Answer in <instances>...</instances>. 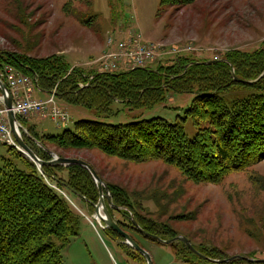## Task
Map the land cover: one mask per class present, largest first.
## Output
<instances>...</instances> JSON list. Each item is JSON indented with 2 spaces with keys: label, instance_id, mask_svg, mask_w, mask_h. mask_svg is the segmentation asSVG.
<instances>
[{
  "label": "rangeland",
  "instance_id": "rangeland-1",
  "mask_svg": "<svg viewBox=\"0 0 264 264\" xmlns=\"http://www.w3.org/2000/svg\"><path fill=\"white\" fill-rule=\"evenodd\" d=\"M90 2L89 7L74 3L65 12L64 0H0V53L12 52L33 59L62 54L66 64L96 72L95 67H87L86 63L97 58L109 34L123 37L127 31H135L146 42L179 49L191 47L195 59H212L231 49L254 50L264 40V0H196L184 7L165 5L160 9V0ZM159 61L168 64L164 59ZM32 79L36 85L35 77ZM33 95L36 97L37 92ZM193 97L169 93L163 102L151 108L131 110L112 103L108 116H97L89 110L69 106L55 96L70 118L67 124L57 127L50 120H37L36 130L43 133L23 128L21 136L23 141L24 136H33L34 145L27 139L24 142L34 154L43 149L52 158L58 156L56 147L50 142L39 143L37 139L47 134L61 135L78 120L118 124L135 118H162L179 123L190 140L196 130L184 112ZM20 123L24 126L26 121ZM17 147L0 144V165L2 159L18 167L22 160H29L18 144ZM64 154L88 163L104 183L122 188L132 203L131 214L150 220L159 231H169L161 236L162 240L186 238L197 252L213 260L236 255L264 259V161L232 173L218 184H198L161 161L134 164L106 157L97 150ZM57 176L66 178V172L60 171ZM44 180L66 197L68 205L80 217L78 235L60 253L62 264H145L139 253L122 243L120 236L93 219V211L82 202L85 200L69 195L54 180ZM119 209L113 213L114 219L130 224L134 217L129 211ZM125 231L147 252L152 264H216L191 252L181 242H152L139 233Z\"/></svg>",
  "mask_w": 264,
  "mask_h": 264
},
{
  "label": "trees",
  "instance_id": "trees-1",
  "mask_svg": "<svg viewBox=\"0 0 264 264\" xmlns=\"http://www.w3.org/2000/svg\"><path fill=\"white\" fill-rule=\"evenodd\" d=\"M195 1L160 0L158 9L184 7ZM74 3L91 4L90 0H64L63 10L69 12ZM191 54L166 58V65L158 61L144 68L100 73L70 66L62 54L33 59L4 52L0 53V69L8 65L34 76L38 91L54 90L60 101L97 116H108L112 103L129 110L151 108L169 93L192 94L184 112L196 130L190 140L179 123L162 118H135L118 124L81 119L61 135L47 134L37 140L54 145L59 157L74 150H97L134 164L161 161L195 183L218 184L230 174L264 161V75L259 78L264 71V40L254 50L231 49L212 59H195ZM32 137L23 138L34 145ZM35 155L41 161L51 159L43 149ZM7 161L2 159L0 165V264H62L60 253L78 235L80 217L44 178L56 181L69 195L82 196V202L93 211L98 191L91 176L77 165L43 166L40 174L29 160H22L21 167ZM60 171L66 172V178L57 176ZM105 184L111 202L131 214L132 203L123 189ZM131 215L147 233L160 239L169 233L159 231L139 214ZM238 261L264 264L238 259L226 264Z\"/></svg>",
  "mask_w": 264,
  "mask_h": 264
},
{
  "label": "built area",
  "instance_id": "built-area-1",
  "mask_svg": "<svg viewBox=\"0 0 264 264\" xmlns=\"http://www.w3.org/2000/svg\"><path fill=\"white\" fill-rule=\"evenodd\" d=\"M169 47L163 43L146 42L135 31H127L123 37L121 34L117 36L109 34L100 55L86 64H88L87 67H95L96 72L116 73L144 68L159 60L194 51L191 47L183 49H179L177 46ZM0 81L6 85L9 91L12 99L11 111L18 120L27 121L30 118L41 121L50 120L57 127L65 126L70 120L68 114L59 107L54 90L45 100H38L32 96L36 86L32 76L22 74L15 68L4 65L0 69ZM79 87L82 88L83 85L79 84ZM2 99L0 94V144L18 148L10 130L7 109H5Z\"/></svg>",
  "mask_w": 264,
  "mask_h": 264
},
{
  "label": "water",
  "instance_id": "water-1",
  "mask_svg": "<svg viewBox=\"0 0 264 264\" xmlns=\"http://www.w3.org/2000/svg\"><path fill=\"white\" fill-rule=\"evenodd\" d=\"M212 61H208L210 63ZM264 75V71L262 74L259 76L262 77ZM235 81H238L237 78L233 77ZM258 78V79H259ZM257 79V80H258ZM255 81H242L244 83H254ZM0 94L2 96L3 100V105L5 109H7V117L9 121V126L12 131L13 137L22 150V154H24L25 157H27L31 162H33L37 168L38 171H42L43 166H62V167H67L70 165H77L80 166L81 168L85 169L89 175L91 176L96 189L98 191V200L96 204H93V219L96 222H102L104 224V227L107 229L112 230L115 232L117 235H119L122 239L123 242L131 247L135 252L139 253L145 260L146 264H152L149 255L145 250H143L137 243L134 242V240L124 231L119 228L117 225V222L115 221L113 215H112V209L114 208L115 211H118L119 209L114 206L110 200V194L108 191V188L106 184L98 177L96 174L95 170L86 162L80 160V159H75V158H67V157H59L54 155L49 161H41L31 150L30 148L24 143L22 136H21V130H23V126L18 122L17 118L15 117L14 113L11 111V96L9 94V91L6 87V85L0 81ZM78 197L84 199L82 196L77 195ZM133 227L136 228L141 234L144 236L151 238L153 240H156L158 242L164 243V244H171L173 242H181L183 243L188 250L191 252L197 254L204 260L208 262H214L216 264H224L228 263L234 259H240V260H247L251 262H264V259L257 260V259H249L244 256H233L228 259H222V260H213L208 257H205L201 255L199 252H197L192 245L189 243V241L186 238L183 237H175L169 240H162L158 236L149 234L145 231H143L134 220H131Z\"/></svg>",
  "mask_w": 264,
  "mask_h": 264
},
{
  "label": "crops",
  "instance_id": "crops-1",
  "mask_svg": "<svg viewBox=\"0 0 264 264\" xmlns=\"http://www.w3.org/2000/svg\"><path fill=\"white\" fill-rule=\"evenodd\" d=\"M104 49V48H103ZM102 49V50H103ZM102 52V51H101ZM100 52V53H101ZM100 53L98 54V56L100 55ZM37 92V95L36 97H34V95L32 94V96L34 98H37L38 100H44L48 97V92H43V91H38L37 89L35 90ZM35 91L33 93H35ZM47 95V97H46ZM46 97V98H45ZM38 119L36 118H31L30 120L26 121V123L24 124V127L25 128H33V130H35V132H41L43 133L42 131H37L36 130V122H37ZM40 121V120H39ZM150 256H151V253H150ZM151 259L153 260L152 256H151Z\"/></svg>",
  "mask_w": 264,
  "mask_h": 264
},
{
  "label": "flooded vegetation",
  "instance_id": "flooded-vegetation-1",
  "mask_svg": "<svg viewBox=\"0 0 264 264\" xmlns=\"http://www.w3.org/2000/svg\"><path fill=\"white\" fill-rule=\"evenodd\" d=\"M110 200H111V197H110ZM113 204V203H112ZM114 205V204H113ZM115 206V205H114ZM93 207V206H92ZM117 207V206H116ZM118 208V207H117ZM119 209V208H118ZM120 210V209H119ZM118 210V211H119ZM118 211H116V212H118ZM115 212V210H114V208L112 209V215H113V213ZM114 216V215H113ZM131 220H133V219H130V221ZM116 222H117V225L119 226V228H121V230L122 231H124L125 233H127L125 230H128V231H130V232H133V233H135L136 231H138L136 228H134L133 227V224H132V222L130 223V224H127L126 223V225H125V223H122V222H119V221H117V220H115ZM135 221V220H134ZM136 222V221H135ZM137 224V223H136ZM138 225V224H137ZM103 228V227H102ZM105 229H107V228H105ZM108 230H110V229H108ZM110 231H112V230H110ZM113 232V231H112ZM115 233V232H114ZM138 233L139 234H141L139 231H138ZM116 234V233H115ZM128 234V233H127ZM150 234V233H149ZM132 239H133V236L132 235H130V234H128ZM141 235H143V234H141ZM119 236V235H118ZM144 236V235H143ZM147 239H151V238H148L147 237ZM134 240V239H133ZM152 240V242H157L156 240H153V239H151ZM134 242H135V240H134ZM122 243L124 244V245H126L123 241H122ZM136 243V242H135Z\"/></svg>",
  "mask_w": 264,
  "mask_h": 264
}]
</instances>
